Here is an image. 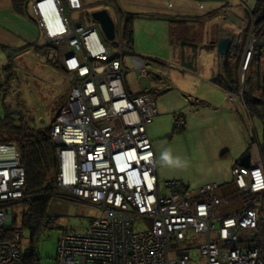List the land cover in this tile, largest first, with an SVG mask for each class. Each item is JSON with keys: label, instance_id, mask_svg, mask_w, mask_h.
Masks as SVG:
<instances>
[{"label": "built area", "instance_id": "built-area-1", "mask_svg": "<svg viewBox=\"0 0 264 264\" xmlns=\"http://www.w3.org/2000/svg\"><path fill=\"white\" fill-rule=\"evenodd\" d=\"M105 4L114 6L112 0ZM83 12L81 0L32 5L45 44L59 55L68 89L51 131L62 195L53 198L50 209L90 221L84 233L62 232L56 263L189 264L191 252L179 247L193 242L194 235L203 238L200 253L206 264H264V150L252 128L250 167L232 169V190L216 185L179 190L180 184L172 182L164 195L148 133L158 104L148 89L130 93L126 59H132L141 80L148 67L162 63L125 48L122 18L115 25L117 45H112ZM257 42L264 44V33L246 50L242 80ZM176 125L185 130V119L179 116ZM25 184L17 148L0 144V264H24L25 231L12 227L11 207L23 200Z\"/></svg>", "mask_w": 264, "mask_h": 264}, {"label": "rangeland", "instance_id": "rangeland-1", "mask_svg": "<svg viewBox=\"0 0 264 264\" xmlns=\"http://www.w3.org/2000/svg\"><path fill=\"white\" fill-rule=\"evenodd\" d=\"M256 4V1L250 0L246 5L252 9L255 8ZM95 8L107 9L111 17L118 21L114 9L105 4L83 12V17L89 23H93L92 13L95 12ZM134 30L135 45L133 52L135 55L141 56L145 60H151L153 63H162V65L158 64L159 67H167V64H173L172 68L177 66L175 68H182L181 71H183V67L178 66L181 65L182 61L181 52L174 50L170 45V27L167 22L139 17L134 25ZM254 38L253 35L249 37L247 48L251 46ZM261 44L257 42L255 45L259 48ZM52 51L54 52L53 49ZM55 55L59 58V55ZM29 56H31V61L28 68L19 69L18 76L16 74V82L12 84L14 90L8 93V98H3L0 101V114L4 116L2 106L6 105L11 107L17 115L22 112L25 120L32 127L44 130L52 127L62 101L67 97L66 76L64 71L55 68L42 54L34 52ZM230 56L231 68L234 70L237 66L236 77L239 79L240 90L242 87L246 88L249 81L256 86L258 80L255 79L254 74H251L249 81L248 71L244 72V79L241 78L243 59L240 58L238 61V49H231ZM199 58L200 70L203 71H199L198 74L190 71L183 73L175 68L168 73L173 89L167 93L164 101L161 100L163 102L160 107L161 116L152 126L151 134L158 156L159 179L164 195L168 194L166 184L172 182L180 184L179 190H197L206 185L225 187L232 183L233 160L226 155L224 147L231 146L237 150L240 143L243 142L248 148L251 135L247 126H250L253 131L256 130L258 140L263 144L264 125L259 118L249 117L245 105L241 104V91L232 94L234 96L232 99L238 102L239 107L243 109L241 112L243 121H241L240 115L235 112V106L228 102L225 94L216 90L213 91V84L210 82L209 75L210 69L215 65L214 57L206 52H201ZM126 64L129 68L134 69L130 57L126 59ZM219 71L217 69L216 72ZM135 74L136 72L131 70V76H128L129 82L134 86ZM10 88L7 86L6 92ZM189 96L197 101L188 100ZM213 96L220 99L215 101ZM224 105L234 112L228 108H223ZM194 109L199 111V115H196ZM179 113L183 114L187 125L185 130L178 128L176 131L175 116ZM242 129L243 139L240 135ZM58 213H62V215L56 217L59 218L56 227L44 232L36 246L35 251L39 264H57L58 240L64 230L84 233L90 227V221L86 218L67 215L65 209L61 208ZM51 214L52 210L49 208V216ZM9 216L12 217L13 213L11 212ZM18 223L21 224V218L18 219ZM7 225L11 226L12 223L8 220ZM24 236V249L27 250L30 248V235L25 232ZM192 238L193 242L190 241L180 246L179 249L191 252L189 264H206V259L200 253L203 238L194 235ZM193 244L195 247H191Z\"/></svg>", "mask_w": 264, "mask_h": 264}, {"label": "crops", "instance_id": "crops-1", "mask_svg": "<svg viewBox=\"0 0 264 264\" xmlns=\"http://www.w3.org/2000/svg\"><path fill=\"white\" fill-rule=\"evenodd\" d=\"M37 0H32L28 6L25 8L24 13L20 14L15 11L13 0H0V87L4 86L6 79L3 73V68L8 64L7 56L3 49H13V50H23V53L14 60L15 73L18 76V70L22 68H28L31 61V56L35 51V46H45V41L42 36V31L38 24L35 22L32 14V5ZM114 6L115 14L118 18L124 19L127 16H135L134 25L139 17L151 18L158 21H165L168 23L170 29V21L176 23H181L177 31V41L171 42V36L169 32L170 45L174 50L181 52L182 61L179 67H183V71L179 68H175L180 72H193L198 74L200 70L199 56L201 52H206L214 57L215 65L210 69V82L213 84V91L223 92L232 105L235 106V112H237L241 117V112L243 109L240 108V104L232 99V94H235V86L239 79L236 77L237 66L233 70L230 65V70L228 72L226 61L227 57L223 58L222 63L218 58L217 45L220 38L225 35L232 39V49H238L239 58H244L246 53V48L248 40L244 45L243 32L247 29L249 25L247 13L251 12L254 8H248L247 3L250 0H112ZM253 2H258V0H252ZM84 12L90 8L105 5L106 0H81ZM95 12L107 9H97ZM109 12V11H108ZM226 13V14H224ZM110 14V13H109ZM83 15V13H81ZM111 16V15H110ZM173 19H169V18ZM112 18V17H111ZM113 19V18H112ZM94 21V20H93ZM115 25L116 22L113 19ZM135 32V30H134ZM249 39V38H248ZM240 41V42H239ZM135 45V42H134ZM260 54L256 55L255 63L251 66V69L247 73L250 78L251 74L255 75V79L264 81V44L261 45ZM134 51V47H133ZM131 52L134 56L144 59L141 56H137L134 52ZM147 60V59H146ZM230 60V59H229ZM231 61V60H230ZM229 61V64H230ZM242 61V63H243ZM218 63V64H217ZM127 65V64H126ZM218 65V67H217ZM244 65V64H243ZM255 65V67H254ZM173 64L166 66H154L153 68L148 67L147 78L141 80L140 74L134 69H130L129 77L131 76V70L136 72L135 76V86L129 82L127 77V88L130 93L138 95L142 93V90L148 89L151 95L156 99L158 104L159 115L155 121L161 116L160 107L163 105L165 96L167 93L172 91L171 81L168 77V73L173 69ZM61 67V64H60ZM256 68V69H255ZM219 69V72H216ZM23 70V69H22ZM62 70V67H61ZM63 72V70H62ZM64 73V72H63ZM17 77H15V80ZM13 81L11 85L16 81ZM250 80V79H249ZM250 83V82H249ZM240 84V83H239ZM134 87V88H133ZM162 88V91H160ZM190 97V96H189ZM8 98V97H7ZM194 99L193 97H190ZM212 98L217 101L220 98L213 96ZM3 98L0 97V101ZM196 100V99H194ZM214 101V100H213ZM235 102V103H234ZM241 104L244 102L241 98ZM223 104V103H222ZM246 107V106H245ZM3 108V106H2ZM231 111H233L229 107ZM1 109V107H0ZM240 109V110H239ZM242 109V110H241ZM247 109V108H246ZM195 110V109H194ZM196 115H199V111L195 110ZM234 112V111H233ZM232 114V112H231ZM249 114V113H248ZM183 117L182 113L176 115L175 117ZM250 117V115H249ZM251 118V117H250ZM244 119L241 117V121ZM149 127L148 133L149 137L154 144L152 138V126ZM176 122V121H175ZM187 125V123H186ZM243 127V126H242ZM186 128V127H185ZM249 129L250 126H247ZM254 133L257 135L256 130ZM240 135L243 139V129L240 130ZM258 137V135H257ZM225 153L227 156L232 158L231 175L232 169L236 165H240V160L248 153V148H246V143H240L239 148L233 149L231 146H226ZM227 148V149H226ZM246 148V149H245ZM155 151V148H154ZM157 165L158 156L155 151ZM158 178H159V166H158ZM160 181V179H159ZM161 182V181H160ZM232 183L226 185L229 190H232Z\"/></svg>", "mask_w": 264, "mask_h": 264}, {"label": "trees", "instance_id": "trees-1", "mask_svg": "<svg viewBox=\"0 0 264 264\" xmlns=\"http://www.w3.org/2000/svg\"><path fill=\"white\" fill-rule=\"evenodd\" d=\"M32 0H13L15 11L23 14L25 8ZM135 16L122 17L124 20L122 27V39L125 48L131 53L133 51L134 18ZM249 25L243 32L244 45L248 38L253 35L256 40L264 33V0H258L255 8L247 13ZM169 18V17H168ZM173 19V18H169ZM171 42L177 41V31L181 23L170 21ZM182 27V26H180ZM113 45V44H112ZM261 47H255L249 61L247 71L255 63L256 55L260 54ZM8 64L3 68L6 82L0 87V97L7 98L11 88L6 92V87H11L15 80L14 60L19 57L23 50L3 49ZM35 51L46 57L55 68L61 70L60 61L50 47L35 46ZM227 57L226 66L229 72L230 64ZM63 70V69H62ZM249 72V71H248ZM247 72V73H248ZM249 81V79H248ZM250 82V81H249ZM239 81L235 86V91L239 92ZM68 97V93H67ZM62 101L63 103L66 101ZM242 100L251 118L257 117L264 125V81L259 79L258 84L252 85L247 82V87L242 90ZM62 103V104H63ZM4 116L0 114V144L13 145L20 155L21 166L26 172V184L23 200L13 204L11 209L15 212V220L12 227H19L30 235V248L27 249L24 264H39L36 254V246L44 232L53 230L59 222V218L49 216V208L55 196L62 195L57 186V174L59 172V160L56 148L51 140L52 127L44 130L36 129L25 120L22 112L17 115L11 107L3 105ZM178 117L176 118V121ZM178 127L176 126V131ZM264 139V135H263ZM264 150V140L262 144ZM60 208H52V214L58 213ZM20 211V212H19ZM20 213V215H19ZM18 214V215H17ZM21 218V224L18 219ZM12 229V228H11ZM264 252V243L262 244Z\"/></svg>", "mask_w": 264, "mask_h": 264}, {"label": "water", "instance_id": "water-1", "mask_svg": "<svg viewBox=\"0 0 264 264\" xmlns=\"http://www.w3.org/2000/svg\"><path fill=\"white\" fill-rule=\"evenodd\" d=\"M92 19L100 26L101 31L106 39V41L117 45L116 38V26L107 10H101L92 13ZM232 49V39L229 36L223 35L217 45L218 58L221 60L228 57ZM224 62V61H223ZM264 135V130H263ZM264 140V139H263ZM240 166L249 168L250 167V155L247 153L240 160ZM264 231V225H263ZM264 257V254H263Z\"/></svg>", "mask_w": 264, "mask_h": 264}, {"label": "bare ground", "instance_id": "bare-ground-1", "mask_svg": "<svg viewBox=\"0 0 264 264\" xmlns=\"http://www.w3.org/2000/svg\"><path fill=\"white\" fill-rule=\"evenodd\" d=\"M245 61H246V59H245ZM245 63V62H244Z\"/></svg>", "mask_w": 264, "mask_h": 264}, {"label": "clouds", "instance_id": "clouds-1", "mask_svg": "<svg viewBox=\"0 0 264 264\" xmlns=\"http://www.w3.org/2000/svg\"><path fill=\"white\" fill-rule=\"evenodd\" d=\"M166 155V154H165Z\"/></svg>", "mask_w": 264, "mask_h": 264}]
</instances>
